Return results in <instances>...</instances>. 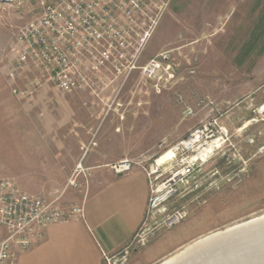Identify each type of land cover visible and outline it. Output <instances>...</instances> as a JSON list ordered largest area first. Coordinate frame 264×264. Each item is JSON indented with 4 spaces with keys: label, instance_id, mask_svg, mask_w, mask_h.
I'll return each instance as SVG.
<instances>
[{
    "label": "rangeland",
    "instance_id": "374dc122",
    "mask_svg": "<svg viewBox=\"0 0 264 264\" xmlns=\"http://www.w3.org/2000/svg\"><path fill=\"white\" fill-rule=\"evenodd\" d=\"M43 1L0 3V182L82 206L101 166L148 167L216 121L227 129L223 148L203 165L198 189L167 203L189 217L170 229L146 221L137 232L146 244L118 264H160L264 214V0H145L132 18L118 12L125 44L92 88L70 93L12 67L18 33ZM38 79L31 95L21 93Z\"/></svg>",
    "mask_w": 264,
    "mask_h": 264
},
{
    "label": "built area",
    "instance_id": "2783aa9c",
    "mask_svg": "<svg viewBox=\"0 0 264 264\" xmlns=\"http://www.w3.org/2000/svg\"><path fill=\"white\" fill-rule=\"evenodd\" d=\"M144 1L44 0L38 16L18 33L13 69L32 70L65 93L92 88L103 65L113 57L114 49L125 44L116 39V14L128 13L132 18L135 9L144 11ZM39 81H32L35 87L21 93L31 95ZM226 135L227 129L218 122H206L172 146L171 160L142 166L149 181L144 223L150 220L156 227L170 229L189 217L186 206L171 210L167 203L181 193L198 189L197 176L203 165L223 148ZM218 139H222V147L203 158V151ZM137 166L132 159L110 164L117 175L127 174ZM81 218H84L82 206L67 207L58 198L30 194L10 181L0 182V264H17L20 253L41 242L50 225ZM145 244L146 236L137 234L122 254L106 257V261L126 262L132 248Z\"/></svg>",
    "mask_w": 264,
    "mask_h": 264
},
{
    "label": "crops",
    "instance_id": "0c3cea01",
    "mask_svg": "<svg viewBox=\"0 0 264 264\" xmlns=\"http://www.w3.org/2000/svg\"><path fill=\"white\" fill-rule=\"evenodd\" d=\"M94 184L82 205L84 218L50 225L17 264H105L106 257L123 253L146 218L148 177L139 168L117 175L101 166Z\"/></svg>",
    "mask_w": 264,
    "mask_h": 264
},
{
    "label": "water",
    "instance_id": "95a60500",
    "mask_svg": "<svg viewBox=\"0 0 264 264\" xmlns=\"http://www.w3.org/2000/svg\"><path fill=\"white\" fill-rule=\"evenodd\" d=\"M160 264H264V214L211 232Z\"/></svg>",
    "mask_w": 264,
    "mask_h": 264
},
{
    "label": "bare ground",
    "instance_id": "6f19581e",
    "mask_svg": "<svg viewBox=\"0 0 264 264\" xmlns=\"http://www.w3.org/2000/svg\"><path fill=\"white\" fill-rule=\"evenodd\" d=\"M222 145H223L222 139H218V140L212 142V144L210 146H208L203 151V153L201 154L202 157L206 158L209 153L215 152V150L222 147ZM173 156H174V150L171 149L170 152H168L162 156V159L160 161H158V164H162V163L167 162V160L171 159Z\"/></svg>",
    "mask_w": 264,
    "mask_h": 264
}]
</instances>
